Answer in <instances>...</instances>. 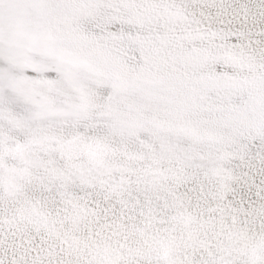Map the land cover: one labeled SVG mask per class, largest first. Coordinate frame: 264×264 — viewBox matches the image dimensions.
Listing matches in <instances>:
<instances>
[{
	"label": "snow or ice",
	"instance_id": "6c2138e0",
	"mask_svg": "<svg viewBox=\"0 0 264 264\" xmlns=\"http://www.w3.org/2000/svg\"><path fill=\"white\" fill-rule=\"evenodd\" d=\"M0 264H264V0H0Z\"/></svg>",
	"mask_w": 264,
	"mask_h": 264
}]
</instances>
